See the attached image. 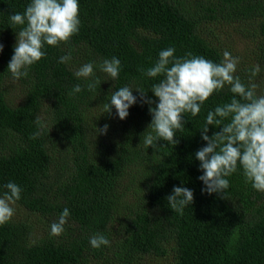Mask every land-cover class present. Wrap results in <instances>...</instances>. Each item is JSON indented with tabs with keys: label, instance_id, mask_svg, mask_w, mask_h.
Here are the masks:
<instances>
[{
	"label": "trees",
	"instance_id": "1",
	"mask_svg": "<svg viewBox=\"0 0 264 264\" xmlns=\"http://www.w3.org/2000/svg\"><path fill=\"white\" fill-rule=\"evenodd\" d=\"M29 3L0 0V190L9 181L18 184L16 204L38 216L44 233L36 237L28 224L12 220L0 226V264H139L169 250L174 257L168 264H264V193L246 183L239 168L227 177L225 198L202 193L198 179L203 172L195 153L206 146L200 130L209 110L231 100L227 86L199 115L186 114L177 144L161 140L156 150L143 144L152 116L138 92L126 119L114 107L111 115L103 110L111 92L123 86L156 99L150 90L159 78L139 69L151 67L163 49L221 62L223 52L199 31L202 23H253L264 62V0H79V33L68 44L46 46V57L16 81L7 70L20 29L9 17ZM68 53L71 61L59 63ZM113 56L121 62L118 79L97 69L102 83L95 92L69 95L76 84L88 83L74 76L81 65ZM251 69L236 75L248 83ZM13 88L17 96H11ZM36 116L44 127L32 139L39 130ZM105 124L107 134L96 136ZM208 127L209 136L220 130ZM174 186L194 192L182 215L167 204ZM64 208L70 211L65 232L52 236L50 226ZM95 233L110 246L93 248L89 237Z\"/></svg>",
	"mask_w": 264,
	"mask_h": 264
},
{
	"label": "clouds",
	"instance_id": "2",
	"mask_svg": "<svg viewBox=\"0 0 264 264\" xmlns=\"http://www.w3.org/2000/svg\"><path fill=\"white\" fill-rule=\"evenodd\" d=\"M9 20L20 29L16 32L14 54L7 70L18 81L27 78L31 66L46 57V46L68 44L79 33V0H30L23 13H13ZM3 48L4 45L0 43V52H3ZM175 51L174 47L163 49L151 67L139 69L149 78H159L150 90L155 100L140 87L123 86L111 92L110 103L103 104L104 113L111 115L114 107L119 119H126L129 108L138 102L133 91L138 92L139 101L150 106L152 116L148 126L151 131L144 132L143 144L156 150L157 142L161 140L167 144H177L176 133L185 129L186 114L190 113L193 117L199 115L202 105L227 86L233 94L231 100L209 110L200 130L202 140L206 141V146L195 153L203 172L198 177L204 184L201 192L222 194L225 198L230 187L227 177L239 168L245 182L250 183L254 190L264 193V94H258L259 85L253 82L261 71L260 66L252 67L249 82L244 83L236 75L239 57H233L228 51L223 53L219 63L191 52L177 57ZM70 61L71 53H68L61 56L58 62L68 64ZM97 69L114 81L119 78L121 62L113 56L99 64L88 62L81 65L74 76L88 83L83 87L76 84L69 95L74 96L84 88L95 92L102 83L96 75ZM35 124L39 130L31 136L32 139L39 137L44 127L40 116L35 117ZM209 125L220 130L209 136ZM108 128V124L96 128V136L107 134ZM21 193L22 188L15 182L9 181L2 186L0 226L9 223L15 216V205L21 199ZM166 200L172 211L182 215L184 209L194 202V192L186 187L174 186ZM69 217V209L64 208L58 220L51 224L50 234L57 237L62 235ZM89 243L95 249L110 246V240L102 233L89 237Z\"/></svg>",
	"mask_w": 264,
	"mask_h": 264
},
{
	"label": "rangeland",
	"instance_id": "3",
	"mask_svg": "<svg viewBox=\"0 0 264 264\" xmlns=\"http://www.w3.org/2000/svg\"><path fill=\"white\" fill-rule=\"evenodd\" d=\"M254 24L235 22L231 24L202 23L199 31L212 45L220 49L223 53L228 51L233 57H239L237 72L246 68H252L254 65L260 66V73L254 78L259 85L258 94H264V62L258 58L255 48L256 38L254 37ZM11 96H17L18 91L13 88L10 91ZM16 214L12 218L14 222H23L31 227L33 235L36 237L44 233V226L38 216L31 214L20 205H15ZM174 253L168 251V255L163 258H144L139 264H168L173 260Z\"/></svg>",
	"mask_w": 264,
	"mask_h": 264
}]
</instances>
